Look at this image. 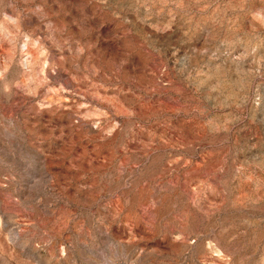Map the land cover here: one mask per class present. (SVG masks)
<instances>
[{"label":"rangeland","instance_id":"obj_1","mask_svg":"<svg viewBox=\"0 0 264 264\" xmlns=\"http://www.w3.org/2000/svg\"><path fill=\"white\" fill-rule=\"evenodd\" d=\"M0 264H264V0H0Z\"/></svg>","mask_w":264,"mask_h":264}]
</instances>
